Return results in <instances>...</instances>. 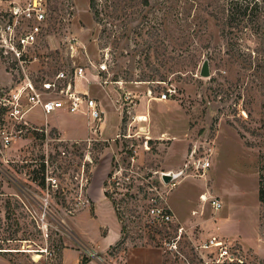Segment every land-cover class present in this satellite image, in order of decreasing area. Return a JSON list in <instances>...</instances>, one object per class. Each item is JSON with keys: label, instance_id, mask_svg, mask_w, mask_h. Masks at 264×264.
<instances>
[{"label": "rangeland", "instance_id": "1", "mask_svg": "<svg viewBox=\"0 0 264 264\" xmlns=\"http://www.w3.org/2000/svg\"><path fill=\"white\" fill-rule=\"evenodd\" d=\"M89 3L47 0V29L35 45L44 57L27 70L39 87L59 68L83 67L76 90L94 98L104 118L86 140L63 139L55 114L39 107L27 112L21 132L7 125L13 137L0 146L2 254L11 264H64L63 249L77 248L78 264H116L126 243L158 247L164 229L147 214L154 201L177 220L215 221L212 234L240 242L248 264H264L249 247L264 250V96L230 55L224 0H95V13ZM12 4L0 0L4 20ZM242 38L240 46H264ZM204 59L208 77L199 75ZM10 65L0 52V97L18 77ZM41 158L43 188L32 180ZM206 159L203 172L193 164ZM166 171L180 175L164 183ZM200 193L216 195L222 207L214 211ZM115 218L120 241L95 253L90 240L99 241ZM184 227L206 237L200 225ZM67 254L65 262L76 264V253Z\"/></svg>", "mask_w": 264, "mask_h": 264}, {"label": "built area", "instance_id": "2", "mask_svg": "<svg viewBox=\"0 0 264 264\" xmlns=\"http://www.w3.org/2000/svg\"><path fill=\"white\" fill-rule=\"evenodd\" d=\"M11 3L8 19L4 20L5 15H0V52L18 77L9 92L0 97V146L5 148L12 140L13 133L8 131L7 125L17 123L20 126L18 132H21V127L28 125L25 115L34 107H39L44 116L58 110L82 113L87 117L91 132L96 133L97 122L104 118V110L87 92L76 90L74 85L83 75V67L75 66L70 72L59 68L51 77L41 79L39 87L28 73L30 64L44 57L35 45L47 29V0H21V3L11 0ZM166 98L165 92L159 97ZM193 164L203 172L210 162L206 159L198 161V165L196 161ZM200 198L207 199L213 210L222 207L216 196L203 193ZM147 214L152 223L164 229V237L157 247L162 264H248L245 249L237 240L219 233L202 239L193 231L188 232L168 207L154 201Z\"/></svg>", "mask_w": 264, "mask_h": 264}, {"label": "trees", "instance_id": "3", "mask_svg": "<svg viewBox=\"0 0 264 264\" xmlns=\"http://www.w3.org/2000/svg\"><path fill=\"white\" fill-rule=\"evenodd\" d=\"M144 1L147 2V0ZM89 7L95 13V0H90ZM221 12L223 13V34L228 37V45L233 46V52L230 55L242 62V68L247 71L246 75L251 79L250 82L254 86L257 85L264 96V46L252 48L238 44L239 41H243L242 35L260 39V42H254L257 46H260L259 43H264L262 42L264 41V23H261V19L264 18V0H224ZM260 108L264 109V102L260 104ZM246 112L247 117L251 118L252 112ZM261 125L264 127V118ZM240 135L244 136L243 133ZM35 173H39L40 176H33L32 180L37 181L38 186L43 188L47 177V166L43 158ZM258 184V199L264 205V179L261 178ZM104 195L107 196V193L104 192ZM0 253H3L1 249Z\"/></svg>", "mask_w": 264, "mask_h": 264}, {"label": "crops", "instance_id": "4", "mask_svg": "<svg viewBox=\"0 0 264 264\" xmlns=\"http://www.w3.org/2000/svg\"><path fill=\"white\" fill-rule=\"evenodd\" d=\"M77 79L75 80V87L79 85ZM53 114H55L56 116V121L52 123V125L58 130V132L60 133L63 139L86 140L88 138L91 131L88 129L89 128L88 121L85 115H83L82 113H69L64 110H58ZM101 129H102V125L100 126V130H99L100 134L102 133ZM93 179H94V175L92 176V181ZM205 189H207L208 192H211V194H213V191H215V193L218 194V191L209 189L207 185L205 186ZM200 195L201 193L199 194V197ZM101 196L105 197L103 192L101 193ZM98 199H100L101 201V198H98ZM219 200L222 202L220 198ZM178 221L184 226L186 225L187 227L189 226L188 228H194V226L200 225V227L204 229L205 236L210 235V233L215 230H219V225L215 221L210 222V223H207V221H203V220L202 221H191V220L181 221L178 219ZM198 234L203 237V234L201 233V231L198 232ZM120 239H121V233H120L118 222L115 218V223L112 225V227L105 226L104 232L100 234L99 241L90 240V242L94 244L93 249H95V253L96 252L106 253V251L109 248H112L113 246H115L116 243L120 241ZM234 239H238V238L236 237ZM249 247H250L251 253H253L254 255L260 258L264 257V250H262V248H259L257 245L256 246L254 245L253 247L252 246H249ZM69 252L76 253V256L74 259H72L73 260L72 262H76V264H78L77 262L80 259L81 251L78 250L77 248H64L63 249V252H62L63 263L68 264L67 260L65 262V258H66V255H68L67 253ZM117 254H118L119 260L116 264H162V256H161L160 250L157 247H153L150 245H145V246L136 245L135 246V245H129L126 243L125 247L121 251H119ZM90 262L89 264H91ZM0 264H11V262L2 253H0ZM71 264H75V263H71Z\"/></svg>", "mask_w": 264, "mask_h": 264}, {"label": "water", "instance_id": "5", "mask_svg": "<svg viewBox=\"0 0 264 264\" xmlns=\"http://www.w3.org/2000/svg\"><path fill=\"white\" fill-rule=\"evenodd\" d=\"M199 75L201 77H208L210 75L209 64L207 59H204L201 64L199 69ZM179 175L180 172H162L160 177L164 183H169L176 179Z\"/></svg>", "mask_w": 264, "mask_h": 264}, {"label": "bare ground", "instance_id": "6", "mask_svg": "<svg viewBox=\"0 0 264 264\" xmlns=\"http://www.w3.org/2000/svg\"><path fill=\"white\" fill-rule=\"evenodd\" d=\"M139 119H141V120H145L146 118L143 117V116H140Z\"/></svg>", "mask_w": 264, "mask_h": 264}]
</instances>
